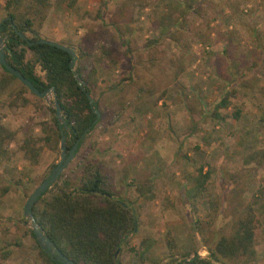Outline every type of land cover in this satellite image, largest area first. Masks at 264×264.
Here are the masks:
<instances>
[{
	"label": "rangeland",
	"instance_id": "1",
	"mask_svg": "<svg viewBox=\"0 0 264 264\" xmlns=\"http://www.w3.org/2000/svg\"><path fill=\"white\" fill-rule=\"evenodd\" d=\"M187 1L48 0L39 34L87 44L99 114L48 188L74 181L87 161L101 166L136 214L121 264L205 258V240L229 229L231 202L250 203L260 221L255 264H264V0ZM225 93L219 121L214 104ZM50 107L51 91L39 98L16 79L0 91V130L10 136L0 147V264H42L22 204L57 163L59 141L35 160L23 148L44 137Z\"/></svg>",
	"mask_w": 264,
	"mask_h": 264
},
{
	"label": "trees",
	"instance_id": "2",
	"mask_svg": "<svg viewBox=\"0 0 264 264\" xmlns=\"http://www.w3.org/2000/svg\"><path fill=\"white\" fill-rule=\"evenodd\" d=\"M198 1H187L186 8H190L192 3L197 4ZM47 4L48 0H3L5 16L0 26V36L7 48V51H4L6 62L39 91L52 87L65 120L66 129H62L53 114V108H49L52 123L45 131L44 137L35 143L26 142L24 145L23 149L31 159L36 156L42 144L52 141V137L53 144L56 145L60 130L65 138L66 150L79 139L77 150L83 135L92 130L97 122H93L96 118L93 110L98 111V105L92 96L95 67L91 66L85 74L82 64L84 59L91 55L87 44L84 45L85 50L80 51L66 43H59L74 51L72 68L68 66L69 55L60 48L46 43H33L30 46L26 44V41L34 42L42 38L39 25L44 17L43 8ZM16 31L26 40L20 39ZM104 53L109 55L108 50ZM36 67L40 75L35 72ZM0 70L1 91L8 81L15 78L1 66ZM77 81L83 82V89L78 86ZM84 92L91 98V103ZM228 96L229 94L225 93L214 104L213 118L219 121L223 119L217 109L227 106ZM7 139H10V136L1 129L0 147ZM205 177L200 166L195 178L197 187H202ZM44 179L45 177L42 180ZM4 191L5 188L2 189V192ZM241 191V187L233 188L232 198H239ZM230 208L232 218L229 229L226 233L215 234L211 239L205 240L202 245L207 251L205 258L194 255L188 260H174L170 264H254V244L260 235L259 218L250 203L242 204L234 199ZM261 209L264 210V206ZM31 213L42 232L56 248L77 264H121L119 253L122 247L128 245V237L134 234L137 228L134 209L116 196L111 178L103 172L99 164L92 161L84 164L80 175L74 181L64 178L55 189H45L34 201ZM28 233L42 264H61L44 253L30 229ZM145 241L139 244L143 246ZM174 245L172 240L166 238L168 257H172ZM128 250L133 251L131 247H128ZM137 251L140 252L139 249Z\"/></svg>",
	"mask_w": 264,
	"mask_h": 264
},
{
	"label": "water",
	"instance_id": "3",
	"mask_svg": "<svg viewBox=\"0 0 264 264\" xmlns=\"http://www.w3.org/2000/svg\"><path fill=\"white\" fill-rule=\"evenodd\" d=\"M2 19L0 20V26H1ZM20 39H25L26 38L19 33L18 31L15 32ZM33 43H46L52 46H56L60 48L61 50L65 51L69 55V62L68 66L69 68H72L74 64V58L75 54L74 51L64 45H61L57 42L50 41L47 39H38L34 42L32 41H26V44L28 46L32 45ZM4 51H7V48L4 46V39L0 36V66L3 67L9 74H11L16 80H18L31 94L39 97V98H45L47 93L49 91L52 92V108H53V114L57 119V123L62 127V129H66L65 126V120L61 115L60 108L58 106V103L56 101V97L53 93V88L49 89H44L39 91L36 89L32 83L23 77L21 73L11 67L5 60L4 58ZM78 86L83 89V82L77 81ZM85 93V96L87 97L89 103H91V98L89 95ZM96 114V118L93 120L95 122L99 116L97 110H93ZM65 138L63 135L62 130H60V136H59V142H58V148H59V153H58V161L54 165V167L49 171L48 175L45 177L44 180H42L30 193L29 195L25 198L23 204H22V215L28 220L29 222V228L37 241L38 246L48 255L49 258L54 259L61 264H77L71 259L67 258L65 255H63L54 245V243L47 238V236L42 232L41 227L37 224L35 219L32 216L31 213V207L34 203V201L39 197V195L47 189L58 177L59 173L63 169V167L66 165V163L71 159L73 154L75 153L77 143L79 139L75 140L74 143L71 145V147L66 150L65 149ZM212 264V263H209Z\"/></svg>",
	"mask_w": 264,
	"mask_h": 264
},
{
	"label": "crops",
	"instance_id": "4",
	"mask_svg": "<svg viewBox=\"0 0 264 264\" xmlns=\"http://www.w3.org/2000/svg\"><path fill=\"white\" fill-rule=\"evenodd\" d=\"M46 39V38H45ZM47 40H50V39H47ZM50 41H53V40H50ZM55 42V41H54ZM255 264V263H254Z\"/></svg>",
	"mask_w": 264,
	"mask_h": 264
},
{
	"label": "built area",
	"instance_id": "5",
	"mask_svg": "<svg viewBox=\"0 0 264 264\" xmlns=\"http://www.w3.org/2000/svg\"><path fill=\"white\" fill-rule=\"evenodd\" d=\"M199 256V255H198Z\"/></svg>",
	"mask_w": 264,
	"mask_h": 264
}]
</instances>
